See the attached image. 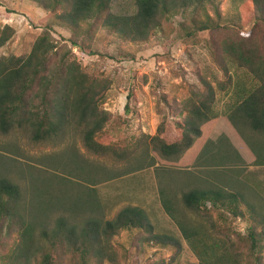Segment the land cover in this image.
<instances>
[{
  "label": "rangeland",
  "instance_id": "rangeland-1",
  "mask_svg": "<svg viewBox=\"0 0 264 264\" xmlns=\"http://www.w3.org/2000/svg\"><path fill=\"white\" fill-rule=\"evenodd\" d=\"M61 1L58 12L41 17L42 10L29 0H0V33L4 26L14 29L0 57L28 54L37 36L49 30L56 45L49 70L67 57L97 80H108L98 105L109 122L95 139L119 149L121 156L88 149L83 127L71 125L37 141L25 126L0 129V181L18 186L16 210L32 226V239L45 245L38 237L51 234L59 219L82 227L92 219L111 221L124 207H138L153 233L119 231L101 264H199L179 223L197 229L199 242L217 253L229 249L238 264H246L241 237L252 227L259 231L264 219V132L235 116L255 83L246 69L227 62L220 48L242 36L264 45V26L255 24L252 0H216L218 14L210 12L214 29L187 35L190 21L183 29L176 15L136 42L103 26V14L94 30L80 25L73 35L62 22L70 0ZM108 11L133 15L137 6L135 0H111ZM198 16L205 18L202 11ZM71 37L82 46H72ZM207 88L213 97L210 119L200 124V136H193L184 152L165 155L158 139L181 141L186 104ZM40 92H33L31 104L39 103ZM193 189L236 194L238 208L209 201L199 210L189 208L183 195ZM13 222L0 218V264H17L11 251L22 227ZM154 236L175 243L163 245ZM59 253L62 264H69L68 253Z\"/></svg>",
  "mask_w": 264,
  "mask_h": 264
},
{
  "label": "trees",
  "instance_id": "trees-1",
  "mask_svg": "<svg viewBox=\"0 0 264 264\" xmlns=\"http://www.w3.org/2000/svg\"><path fill=\"white\" fill-rule=\"evenodd\" d=\"M50 12H58L61 0H33ZM111 0H70V6L62 16V21L73 35L78 33L80 25L94 30L103 14L102 25L124 41L146 40L154 29L169 17L181 16L180 23L190 21L191 35L214 29L216 23L211 20V13L218 14L216 0H135L137 11L133 15H114L108 11ZM254 4L255 24L264 26V0H252ZM205 14L200 19L198 12ZM82 28V27H81ZM14 29L4 26L0 33V47L9 41ZM83 31L82 34H85ZM72 46H82L71 37ZM55 42L49 30H43L34 41L26 55L0 57V129L8 132L14 126H25L34 140L47 139L71 126L83 127L85 145L95 152H112L121 156V151L114 146L100 144L95 138L102 133L109 122L108 113L99 109V99L109 86L107 79L97 80L84 72L76 61L61 57L58 64L52 65L56 58ZM220 50L227 62L238 68L246 69L252 76L255 87L246 90L235 109V116L250 123L252 128L264 132V45L247 36L235 41L223 42ZM53 53V54H52ZM71 51L68 50L70 56ZM223 69V68H222ZM41 88L38 104H31L33 92ZM209 89L199 91L187 104L188 117L184 124L181 141L167 144L158 139L160 150L166 155H178L188 149L193 136H200V124L210 119L212 95ZM19 189L8 180L0 181V218L14 220L16 227H22L21 238L14 244L11 255L17 264H62L60 253H68L69 264H101L108 259L111 239L119 231L137 229L147 234L153 233L146 212L138 207H124L113 220L92 219L82 227L59 219L51 234L43 232L37 244L32 239V226L22 222L18 214ZM184 203L199 210L202 203L231 205L238 208L240 199L233 193L193 189L183 195ZM165 209L174 218L173 212L165 204ZM250 208V206H248ZM251 210V209H250ZM253 212V210H252ZM237 213V212H235ZM253 215H255L253 213ZM257 231L254 227L247 231L241 240L247 244L246 264H264V219ZM13 222V223H14ZM181 232L188 239L191 247L199 256V264H238L229 249L219 253L205 242H199L198 231L187 230L179 223ZM153 241V240H152ZM154 241L163 245L175 243L168 236H154ZM93 259V260H92ZM93 261V262H92Z\"/></svg>",
  "mask_w": 264,
  "mask_h": 264
},
{
  "label": "crops",
  "instance_id": "crops-1",
  "mask_svg": "<svg viewBox=\"0 0 264 264\" xmlns=\"http://www.w3.org/2000/svg\"><path fill=\"white\" fill-rule=\"evenodd\" d=\"M31 1L32 3L36 4L41 10H42V13L41 14V17H43L44 15L46 16L47 14L51 13L53 14L52 12H50L49 10H46L44 8H42L37 2L33 1V0H29Z\"/></svg>",
  "mask_w": 264,
  "mask_h": 264
}]
</instances>
